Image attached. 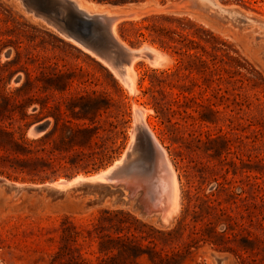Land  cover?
Returning a JSON list of instances; mask_svg holds the SVG:
<instances>
[{
    "label": "rangeland",
    "instance_id": "obj_1",
    "mask_svg": "<svg viewBox=\"0 0 264 264\" xmlns=\"http://www.w3.org/2000/svg\"><path fill=\"white\" fill-rule=\"evenodd\" d=\"M29 1L33 5L49 6L43 0ZM62 7L68 10L69 6ZM142 11L138 18L118 22L116 37L133 50H139L145 44L155 46L165 53L167 59L158 61L159 65L151 63L144 52L146 56L134 63L136 92H131L106 59L87 48L82 41L75 40L68 31L51 26L36 14L28 0H0V73L4 77L0 79V85L6 91L19 87L26 78V71L37 74L39 62L44 58L56 56L60 65L67 63L70 67H80L93 74L91 77L98 85L92 84L91 87H106L111 91L115 104L124 103L123 115L117 116L116 105H112L102 117L119 123L118 128L100 130L104 138L84 149L94 153L89 163L98 162L99 157L111 153L112 149L116 152L103 165L71 177L97 174L120 159L132 139L134 105H141L150 109L147 123L165 147L179 185L177 210L166 223L154 214L141 215L134 201L118 202L110 196L102 197L99 193L101 187L94 190L70 189L55 195L28 190L14 193L0 187V264H97V257L103 256L99 248L107 234L114 232L121 220L127 221L123 225L130 226L127 216L116 213L117 210L134 215L140 226L142 223L146 225L143 227L146 233L151 234L174 228L184 214L188 215V220L197 219L199 223L208 219L214 221L217 231H222L228 223L233 224L234 231L242 234L238 235V240L248 235V231L260 234L257 223L264 216V0H152ZM156 14L185 18L195 27L209 30L228 45L229 55L238 59L230 63L223 56L227 61L224 66L230 70L231 77L222 72L227 78L219 81L221 94L213 98L219 111L215 122L201 121L199 113L194 111L195 106L185 105L179 111L175 104L170 106L171 109L167 108L168 101L180 90L175 86L176 75L164 80L161 72H175L180 56L149 39L139 37L137 41L131 34L130 38L135 40L131 44L120 36L124 21L136 23L145 16ZM125 27L133 32L130 24ZM205 44L210 48L209 43ZM75 47L105 66L118 80L122 93L115 92L105 71ZM219 47L227 46L219 44ZM153 84L156 87L153 88ZM35 96L40 95L37 93ZM155 99L164 105L154 104ZM38 110V103L28 108L31 115L25 129L28 138H37L53 126L54 118L40 117ZM42 123L46 124L45 129L36 131ZM207 130L213 137L219 136V141L208 142ZM0 177L20 183L32 182ZM61 178L65 177L55 180ZM212 205L226 208L232 219L227 216L219 218ZM261 237L264 238L263 235ZM183 239L187 240V232ZM193 258L203 264H217L219 259L223 264H237L232 253L220 251L203 241L199 242ZM188 262L195 264L191 258Z\"/></svg>",
    "mask_w": 264,
    "mask_h": 264
},
{
    "label": "trees",
    "instance_id": "obj_2",
    "mask_svg": "<svg viewBox=\"0 0 264 264\" xmlns=\"http://www.w3.org/2000/svg\"><path fill=\"white\" fill-rule=\"evenodd\" d=\"M98 1L124 4L144 0ZM172 22L177 24L173 25ZM126 24L133 26L132 33L131 29L125 27ZM45 32L64 42L49 31ZM131 34L137 41L139 37L149 39L180 56L175 72H161L164 80L176 75L175 86L180 90L176 97L168 101L167 108L171 109L170 106L175 104L179 111L185 105L195 106L194 111L199 113L201 121L215 122L214 118L219 111L215 108L213 98H218L221 94L219 81L227 76L231 77L230 70L224 66L227 61L223 56L230 63L238 61L229 55L228 45L209 30L195 27L185 18L166 14L145 16L136 23L124 21L120 36L134 44ZM205 43H209L210 48ZM219 44L227 47H219ZM75 48L98 64L111 79L115 92L122 93L118 80L105 66L90 54ZM37 70L35 75L26 71L24 82L14 90L6 91L0 85V175L38 182L61 176L71 177L79 172L87 173L90 168L103 165L116 149L102 155L94 163H89L94 153L85 152L84 149L104 138L100 130L118 128L119 123L102 117L112 105H116L117 116L123 115L124 103L115 104L111 91L106 87H91L92 84L98 85L91 77L93 74L84 72L80 67H70L67 63L60 65L56 56L44 58L39 62ZM222 72L228 75H223ZM0 79H4L3 73H0ZM195 87L197 91L194 90ZM37 93L40 96H35ZM34 103L39 104L38 116H52L54 122L52 128L41 136L28 138L25 135L27 118L31 116L28 108ZM154 104L164 105L157 99ZM183 111L187 113L186 110ZM187 114L193 116L191 113ZM205 133L210 143L220 139L219 136L213 137L208 130ZM216 152L219 150L216 149ZM211 208L216 210L219 218L227 216L232 219L226 208L215 205ZM116 213L126 215L130 226L123 225L127 221L121 220L115 231L107 234L106 240L101 242L99 252L103 256L97 257V264H191L188 258L195 264H203L193 258L200 241L212 244L220 251L232 253L237 264H264V238L261 237L264 236V216L257 223L260 234L248 231V235L241 236L238 240V235L242 234L236 233L230 223L222 231H217L214 221L208 219L199 223L197 219L188 220V215L184 214L174 228L151 234L146 233L143 229L146 225L142 223L140 226L134 215L122 210H117ZM136 223L138 224L133 227ZM186 232L187 240H184Z\"/></svg>",
    "mask_w": 264,
    "mask_h": 264
},
{
    "label": "bare ground",
    "instance_id": "obj_3",
    "mask_svg": "<svg viewBox=\"0 0 264 264\" xmlns=\"http://www.w3.org/2000/svg\"><path fill=\"white\" fill-rule=\"evenodd\" d=\"M72 1L75 3L74 5L76 6V8L79 10H84L90 15L98 13V14L105 15L107 17L111 32L113 33L114 37L117 39L120 46L123 49H125V51L129 53V55L127 56L128 62L124 63L122 66H120V68L119 66H114V64L110 62L109 60H105V61L109 64L113 72L117 76H119L120 79L122 78L121 80H123V83L131 92H136V73H135L134 63L137 59H140L146 56V54L145 56L143 55L144 52L148 54L149 60L151 61V63L156 64V62L158 63V61L162 60L161 62H163V60L167 59V57H165V53H163L161 50H159L158 48L150 44H145V46H143L139 50H133L129 48L128 47L129 45L127 46L125 42L119 40L115 34V27L118 22L125 20V19H132V18L140 17L143 14V11H142L143 8L151 4L152 0H147L146 2H143V3L126 4L123 6L97 5L88 0H72ZM216 8L218 10V6H216ZM236 12L240 13L239 11H236ZM221 13L222 12H220V14ZM238 15L241 16L242 14H238ZM247 18L249 19L250 17H246V19ZM242 20H244V18ZM242 22L243 21H241L240 23ZM251 22L252 21H250L249 23ZM255 24L256 23H254V25ZM69 37L72 40H74L72 38L73 36L72 37L69 36ZM75 40L77 39L75 38ZM76 42H80V41H76ZM133 109H134V115H135V119H134L135 127L131 133L132 139L130 140L128 147L126 148V150L124 151L120 159L115 161V163H113L107 169L102 170L97 174H94L91 176L80 175L78 177H75L72 180H66V179L61 178L58 181H55L53 183H47L45 186H47L49 189H54L56 192H61V191H67L70 189L71 190L77 189L82 184H90V185L107 184L111 186L112 188H114L116 185H121L122 186L121 188L125 190L126 197L124 200L129 201L128 195L132 198H135L138 194H141L142 196L141 200L143 201L147 214H154L158 216L162 222L166 223L170 219V217L173 215V213H175L178 207L179 185H178L176 171L168 156V153L165 147L160 142L155 132L151 129V126L148 125L147 123V115L150 112V109L145 108L141 105H134ZM145 129L151 134V140H152V144L154 147L153 150L155 151L156 156L159 158L156 175L152 179H150V181H148V179L138 181L133 178L120 177L118 174H115V172L118 171L121 167H123L131 158L130 156L134 154L133 153L134 151L132 150V146L134 144L139 146L138 145L139 143L143 144L144 139H145V134H144ZM34 134L38 136L39 133H34ZM0 179L4 180V182L12 186L22 188V189L26 188V190L30 186L43 188V185H39V184L20 183V182L10 181L8 179H3L1 177ZM0 187H3L2 184H0ZM12 192L19 193L15 191H12ZM41 193H45L44 190H42Z\"/></svg>",
    "mask_w": 264,
    "mask_h": 264
},
{
    "label": "water",
    "instance_id": "obj_4",
    "mask_svg": "<svg viewBox=\"0 0 264 264\" xmlns=\"http://www.w3.org/2000/svg\"><path fill=\"white\" fill-rule=\"evenodd\" d=\"M48 3L49 6H40L33 5L31 1L28 0L29 6L34 8L36 14L43 17L51 26L59 29L66 30L76 39L82 41L90 50L94 51L99 56L109 60L114 64V66L123 65L128 62L127 56L129 53L123 49L118 43L117 39L114 37L111 32L108 19L105 15L102 14H88L84 10H79L74 5L75 3L72 0H43ZM97 5H109V6H123L126 4L132 3H143L144 1L139 2H128L124 4H116L98 0H88ZM62 6H69L68 10H63ZM46 124L42 123L36 127V131L40 132L45 129ZM145 139L143 144H137L132 146L134 151L129 159V161L121 167L115 174H118L120 177L133 178L138 181L147 180L150 181L156 173L159 163V158L156 156L155 151L153 150V144L151 140V134L145 129L144 130ZM77 177V176H75ZM75 177H65L66 180H72ZM4 179V178H3ZM9 180V179H8ZM11 181V180H10ZM57 180L51 179L50 181H41V182H29L33 184L43 185V188L39 187H28V191L35 192H44L49 194H58L54 189H49L45 186L47 183H53ZM0 184L8 190L21 192V190H26V188H18L12 186L4 180L0 179ZM96 187H101L99 191L102 197L110 196L118 202H125V190L121 188V185H116L114 188L107 184L101 185H90L82 184L78 188L84 190H94ZM130 192V191H129ZM141 194L137 195L135 198H132L128 195V200L135 202L134 206L139 209L141 215L146 216L147 212L143 201L141 200ZM217 264H223V260L219 259Z\"/></svg>",
    "mask_w": 264,
    "mask_h": 264
}]
</instances>
